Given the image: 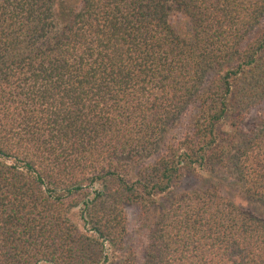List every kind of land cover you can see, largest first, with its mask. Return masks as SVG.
Wrapping results in <instances>:
<instances>
[{"label": "trees", "instance_id": "16d2710c", "mask_svg": "<svg viewBox=\"0 0 264 264\" xmlns=\"http://www.w3.org/2000/svg\"><path fill=\"white\" fill-rule=\"evenodd\" d=\"M263 21L264 0H0V264H264Z\"/></svg>", "mask_w": 264, "mask_h": 264}, {"label": "rangeland", "instance_id": "374dc122", "mask_svg": "<svg viewBox=\"0 0 264 264\" xmlns=\"http://www.w3.org/2000/svg\"><path fill=\"white\" fill-rule=\"evenodd\" d=\"M183 19V18H182ZM181 16H174L173 20L176 25L183 27L185 25L184 19L182 20ZM264 22V21H263ZM194 108H191L181 119L178 123L171 129L169 132V140L174 139L176 136L184 133L187 131L191 126V117L194 112ZM190 179V184H195L197 182L195 180L194 174H188ZM225 192L228 196L232 197L237 203L242 204L243 206L250 207L249 203L242 201L240 196L238 195L237 186L233 184V181H228V186L225 188ZM165 202V201H164ZM78 209L74 210L73 219L78 221L77 216ZM126 211L129 218V228H130V244L135 247L136 252H138V256L141 257L142 253V246L141 242L146 240L145 231L140 229V222H141V212L140 208L137 205H128L126 207Z\"/></svg>", "mask_w": 264, "mask_h": 264}]
</instances>
